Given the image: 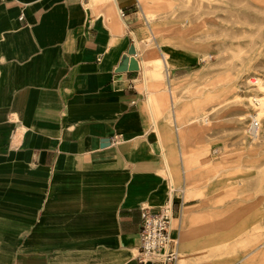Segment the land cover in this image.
<instances>
[{"label":"crops","instance_id":"obj_1","mask_svg":"<svg viewBox=\"0 0 264 264\" xmlns=\"http://www.w3.org/2000/svg\"><path fill=\"white\" fill-rule=\"evenodd\" d=\"M136 7L0 0V264H141V208L156 209L169 195L162 173L171 147L169 129L163 146L150 112L164 98L154 92L149 102L144 60L166 90L171 84L167 64H156L163 51L144 48L151 28L139 52ZM131 44L139 69L116 71ZM178 103L170 100L173 118ZM188 130L175 126L178 144ZM184 152L187 163H209L204 148L191 158ZM184 183L172 184L177 252L178 220L195 204L183 201Z\"/></svg>","mask_w":264,"mask_h":264},{"label":"rangeland","instance_id":"obj_2","mask_svg":"<svg viewBox=\"0 0 264 264\" xmlns=\"http://www.w3.org/2000/svg\"><path fill=\"white\" fill-rule=\"evenodd\" d=\"M135 11L139 52L151 28L144 48L163 51L156 64H167L171 84L166 90L144 60L149 102L154 92L164 98L160 112L150 104L163 146L169 129L162 174L176 187L185 182L183 201L195 203L178 220L177 264H264V0H137ZM251 98L260 123L250 134ZM182 123L190 130L178 144ZM203 148L208 164L186 162L185 150L191 158Z\"/></svg>","mask_w":264,"mask_h":264},{"label":"built area","instance_id":"obj_3","mask_svg":"<svg viewBox=\"0 0 264 264\" xmlns=\"http://www.w3.org/2000/svg\"><path fill=\"white\" fill-rule=\"evenodd\" d=\"M119 14L124 15L122 10H119ZM19 18H22L21 15ZM250 122L254 128L258 127L257 120L251 119ZM172 192L173 185L170 184L167 199L156 209L141 208L139 248L136 256L141 264H176L177 262L176 240L171 235L175 218Z\"/></svg>","mask_w":264,"mask_h":264},{"label":"water","instance_id":"obj_4","mask_svg":"<svg viewBox=\"0 0 264 264\" xmlns=\"http://www.w3.org/2000/svg\"><path fill=\"white\" fill-rule=\"evenodd\" d=\"M136 53L134 44H131L128 48L127 53L123 54L120 58V62L116 68V71L125 70H138V60L134 57Z\"/></svg>","mask_w":264,"mask_h":264},{"label":"bare ground","instance_id":"obj_5","mask_svg":"<svg viewBox=\"0 0 264 264\" xmlns=\"http://www.w3.org/2000/svg\"><path fill=\"white\" fill-rule=\"evenodd\" d=\"M136 46V44H135ZM149 68V67H148ZM149 71V69H148ZM145 77V76H144ZM252 83V82H251ZM251 104L253 105L254 109H253V112H252V115H251V118H250V121L251 119L252 120H257L258 121V127L254 128L252 126V122H249V125H248V129H249V132L250 134L251 133H256L258 131V128H259V123H260V118H258L257 116V111H256V108L258 106V100L257 98H251ZM184 131L183 132H180V137H183L184 136ZM170 184H173L172 182H170Z\"/></svg>","mask_w":264,"mask_h":264}]
</instances>
